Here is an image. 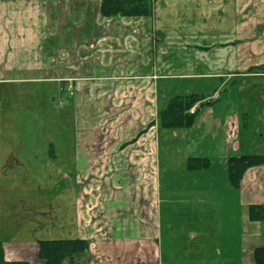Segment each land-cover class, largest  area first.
Segmentation results:
<instances>
[{
	"label": "rangeland",
	"instance_id": "rangeland-1",
	"mask_svg": "<svg viewBox=\"0 0 264 264\" xmlns=\"http://www.w3.org/2000/svg\"><path fill=\"white\" fill-rule=\"evenodd\" d=\"M246 1L156 0L152 16L146 19L121 17L119 23L106 22L105 30L97 28L101 35L107 32L110 36L96 42L80 33L97 18L93 14L98 9L93 6L97 11H90L89 22L80 23L82 27L74 36L78 43L75 39L71 43L67 39L71 34L61 32L55 49L44 44L47 56L42 59L46 67H0L3 248L5 244L35 239L75 238L79 235L80 216L93 208L95 213L101 208L111 210L108 213L112 220L113 209L127 210L129 214L132 208L143 223L154 224L156 216L151 221L147 218L151 215V200L159 196L155 184H151L155 170L151 163L143 167L135 162L126 167L102 166L104 148H110L108 141H118L115 132L127 137L136 132L133 143L148 132L143 124L151 122L146 118L151 97L136 85V80L153 76L154 82L158 81L159 110L175 94H206V104L198 103L191 111L198 109L199 115L201 110L211 113L214 109L218 118L227 120V141L234 145L235 154H264V71L254 68L264 63V15L254 19L257 7L245 8ZM246 15L251 18L246 19ZM238 31L239 39L232 38V32L236 35ZM243 34L247 38H241ZM156 38L159 42L155 47ZM253 42L259 44L258 48H252ZM93 76L97 80L118 79L123 86H118L119 82L111 87L99 83L92 89L86 82ZM61 80L66 81L65 91ZM214 125L209 135L202 130L201 138L198 129L186 136L187 129L158 126L159 193L163 201L158 205L160 223L183 225V216L169 215L177 211V205L166 200L179 192L194 193L191 189L198 185L192 188L188 182H194L191 178L199 174L187 171L186 159L209 157L197 150L219 144ZM233 132L238 136H232ZM221 155L219 149L215 150L210 166L196 171L212 170L211 182L200 185L202 190L209 188L211 200L217 203L207 206L206 223H214L219 232L229 231V239L235 240L242 216L235 201H230L227 162ZM203 193L207 195L205 190ZM120 195L127 198L122 204L111 200ZM193 211L199 214L200 208ZM99 214L96 218L103 217ZM170 228L164 233L166 240L174 234L175 227ZM164 247L168 248L167 244ZM258 247L264 246L253 249L254 264Z\"/></svg>",
	"mask_w": 264,
	"mask_h": 264
},
{
	"label": "crops",
	"instance_id": "crops-1",
	"mask_svg": "<svg viewBox=\"0 0 264 264\" xmlns=\"http://www.w3.org/2000/svg\"><path fill=\"white\" fill-rule=\"evenodd\" d=\"M234 1L239 2L240 0ZM100 2L101 0H96L95 3L93 0H0V67H46L44 63L46 61L42 59L47 56L43 49L44 44L51 45L55 49L59 45V33L61 32L73 35H69L70 37L68 36L67 39L71 43L75 39L78 43L75 37L79 32V28L82 27L79 24H83L84 22V25H86L85 22H89L91 10L94 12L98 9V13L95 12L93 14L97 18L94 19L93 24L90 23L81 28L80 33L91 37V40L94 42L107 38V36H110L109 33L107 34L106 32L101 35L97 28L102 27L105 30L107 28L104 25L106 22L114 20L119 23L124 17H104L101 13ZM246 2L248 4L244 6L245 8H250V6L257 7L258 14L254 16V19H259L264 15L262 13L264 12V0H248ZM93 6H96L97 9ZM100 14L101 17L99 16ZM235 15L239 14L236 13ZM143 18L146 19V17L136 19ZM250 18L249 15H246V19L249 20ZM156 19L155 24L157 25V29H159L160 24H157ZM236 21H238V18H236ZM235 26L238 27L237 22ZM62 28L64 29L62 30ZM73 31H76V33ZM86 31H89V33ZM232 34L234 35L232 38L239 39V31L236 35L233 32ZM245 35L248 36L249 34L245 33ZM245 35L243 34L241 38H247ZM149 39L153 40L152 36ZM248 39L251 38L249 37ZM155 40L156 47L159 41ZM94 44L92 45L96 48L97 46H94ZM251 44L252 46L254 44L252 48H258V43L253 42ZM151 48L154 49V46ZM110 61L111 58L108 59L109 65ZM97 79L99 78L95 76L90 81L88 79L86 82L87 87L94 89L96 86L93 85H98L99 83H102L101 85L103 86L107 84L108 87H111L113 84L116 85L115 83L117 82H119L118 86H123V82L118 79ZM59 82L62 84L63 80ZM135 83L142 90H145L146 96L150 95V107L146 110L148 114L146 118H148V121L156 122L159 111L157 106L159 95L158 81L154 82L152 76L149 80L144 81L140 79L136 80ZM76 85L80 86L79 83H76ZM100 88H97V90ZM202 112L204 110L199 112L196 126L186 130L185 135H189L195 129H198V137L200 138L202 137V130L205 135H209L212 131L211 126L213 123L217 127L215 136L216 138L219 137L220 140L218 145L210 148L200 147V150L192 147L194 144L190 145L193 150L201 151L210 158L212 152L219 149V152L222 153L221 157L225 160V164L231 156L246 154L243 152L235 154L237 151L234 145L231 142L228 143L229 132H226L225 127V124L228 123L227 120L224 121L218 118L214 109H212L211 113ZM238 118L241 119L240 117ZM151 122L148 124L144 122L143 125L146 126L148 132L142 137L140 136L141 138L134 143L132 140L136 132H133L129 137L115 132V137H118V141L116 140V143L113 144L108 141L110 148H104L102 166L123 167L135 162L141 164L143 167L148 162L151 163V166L155 168L153 171L154 181H151V184H155V190L159 196L157 199L151 200V215L150 217L147 216V218L151 221L153 220V216H156L154 218L155 222L154 224L143 223L132 208L129 214L125 213L127 210L113 209L115 210L113 211L115 212L113 220L108 213L111 210L98 209L97 213H100L99 215L103 217L96 218L97 213H95V208L90 209V212L88 211L87 214L80 216L81 226L78 227L79 235L77 236L90 241V259L85 264H254L253 249L257 246H264V221L251 220L249 217V206L252 204H264V164L250 167L245 172L241 185L238 188L229 184L230 187L228 188H231L228 192L231 198L230 201L231 203L233 200L235 201V207L241 211L242 216L239 224V233L235 240L229 239V231L219 232L218 227L214 223H206L207 206H211L214 203L216 205L217 203L211 200L208 194L209 188L206 186L202 190L200 185H206V183L211 182L212 170L190 171L186 168L188 172L199 174L198 177L191 178L194 182H188V184L193 185L192 188L196 185L198 186L195 189H191V192L194 193L179 192L178 196L169 195L166 203L177 205L178 207L177 211H172L169 215L171 217L183 216V225L176 227L177 225H173L170 222L165 224V226L159 222L161 221V214L158 205L163 202L159 193L160 170L159 149L157 145L159 130L158 123L152 124ZM232 136H238L237 132H233ZM143 145L145 146V150ZM204 190L207 192V195L203 193ZM208 197L209 201H207ZM124 198L127 199L123 195H120L119 197L110 199L115 200L117 204H122L121 201ZM180 201L182 202L181 205ZM186 206H188V209H186ZM196 207L200 208L199 214L193 211ZM201 208L205 210L202 211ZM140 215L142 216V214ZM84 222L86 223L85 227H83ZM188 223L190 225H186ZM170 227H175L172 230L174 234L170 240H166L164 233L167 229L170 230ZM39 240L35 239L8 246L5 244L3 248L5 258L10 261H25L29 264H44V260L39 257ZM164 244H167L168 248H165ZM148 249L149 251L145 254Z\"/></svg>",
	"mask_w": 264,
	"mask_h": 264
},
{
	"label": "trees",
	"instance_id": "trees-1",
	"mask_svg": "<svg viewBox=\"0 0 264 264\" xmlns=\"http://www.w3.org/2000/svg\"><path fill=\"white\" fill-rule=\"evenodd\" d=\"M156 0H101V13L104 17H148L154 12ZM158 41V39H156ZM256 69L264 71V63ZM65 91L66 81L62 82ZM204 93H181L171 96L166 106L158 111V126L171 129H190L198 118V109L191 108L199 103L206 104ZM209 101L208 104H212ZM135 140V139H134ZM209 157H189L187 169L196 171L210 166ZM264 164V154H241L231 156L227 160L228 181L238 188L245 172L253 166ZM249 217L253 221H264V204L249 206ZM39 257L44 264H85L90 257V241L84 238L40 239ZM255 264H264V247L254 251ZM0 264H29L25 261H10L5 258L4 249L0 244Z\"/></svg>",
	"mask_w": 264,
	"mask_h": 264
}]
</instances>
